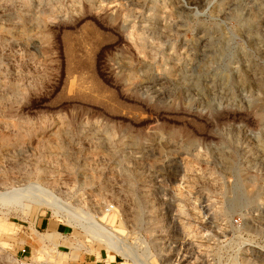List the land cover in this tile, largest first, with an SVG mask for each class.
Segmentation results:
<instances>
[{"label": "rangeland", "instance_id": "374dc122", "mask_svg": "<svg viewBox=\"0 0 264 264\" xmlns=\"http://www.w3.org/2000/svg\"><path fill=\"white\" fill-rule=\"evenodd\" d=\"M3 177L0 264H264V0H0Z\"/></svg>", "mask_w": 264, "mask_h": 264}, {"label": "bare ground", "instance_id": "6f19581e", "mask_svg": "<svg viewBox=\"0 0 264 264\" xmlns=\"http://www.w3.org/2000/svg\"><path fill=\"white\" fill-rule=\"evenodd\" d=\"M145 38H142L141 39V43L142 44H145ZM7 179V178H6ZM6 179H4V177L3 178H0V186H6V185H8L9 183H10V181L9 180H6ZM9 187H6V189H8ZM27 188H29V187H24V188H21V189H14V190H12L11 191V193L12 192H14L13 194H16L17 192H18V190L20 191V190H24V189H27ZM9 190V189H8Z\"/></svg>", "mask_w": 264, "mask_h": 264}, {"label": "built area", "instance_id": "2783aa9c", "mask_svg": "<svg viewBox=\"0 0 264 264\" xmlns=\"http://www.w3.org/2000/svg\"><path fill=\"white\" fill-rule=\"evenodd\" d=\"M21 251H22V253L24 254V253L27 251V249L24 247V248H22V250H21ZM25 262H26V260H23V262H22V263L24 264Z\"/></svg>", "mask_w": 264, "mask_h": 264}]
</instances>
